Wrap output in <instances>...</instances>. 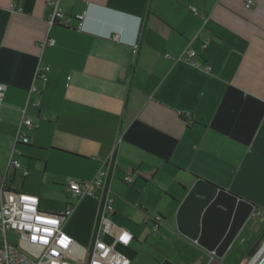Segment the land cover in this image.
I'll return each instance as SVG.
<instances>
[{
  "label": "crops",
  "instance_id": "obj_1",
  "mask_svg": "<svg viewBox=\"0 0 264 264\" xmlns=\"http://www.w3.org/2000/svg\"><path fill=\"white\" fill-rule=\"evenodd\" d=\"M252 1L245 8V0H59L71 18L64 27L49 26L44 0H0V188L65 194L63 210L48 212L40 201L39 208L57 214L70 205L64 231L86 247L107 195L113 222L115 208L134 200L143 222L159 215L172 227L197 182L264 215V0ZM48 39L54 46L41 48ZM186 47L208 73L164 57ZM23 112L27 144L15 142ZM13 148L26 170L43 164L38 187H27L36 178L30 171L23 177L9 167ZM100 170L97 201L68 200V179L91 180ZM127 173L130 188L121 184ZM182 220L201 234L203 216Z\"/></svg>",
  "mask_w": 264,
  "mask_h": 264
},
{
  "label": "built area",
  "instance_id": "obj_2",
  "mask_svg": "<svg viewBox=\"0 0 264 264\" xmlns=\"http://www.w3.org/2000/svg\"><path fill=\"white\" fill-rule=\"evenodd\" d=\"M45 4L52 10L49 26L54 24L68 27L71 18L66 16L59 6V0H44ZM253 5L252 0H245V8ZM14 9V6H11ZM191 11L196 14L194 8ZM79 30L83 15L76 16ZM205 22V18H202ZM117 40V36L113 35ZM55 42L48 39L41 44V48L46 46L52 47ZM205 47V41L202 43ZM138 48V43L133 44V52ZM196 52L190 47H186L183 52L172 57L165 54V58L171 62H183L193 68H199L209 72V67L201 68L196 61ZM48 68H44L46 73ZM40 70L37 72V78L45 80V74ZM67 77L66 81H69ZM66 86L68 84L66 83ZM4 87L0 84V105L3 101ZM31 128V121L26 118L24 112L19 124L15 142L22 144L28 143V137L23 133V129ZM120 139L118 140V142ZM20 153L13 148L9 167L20 170L23 177L28 175V170L14 159V155ZM106 172L100 170L91 180H70L65 182V191L69 201L92 200L97 201V193L101 192L104 185ZM133 174L127 173L123 182L126 185H132ZM114 200L109 195L104 199L103 209L101 212L98 231L92 244L81 246L77 244L64 231L65 221L72 215L73 209L70 205L57 214L47 213L39 208V199L37 196L8 189L2 186L0 188V264H130V259L123 253L133 241V235L116 225L111 217L114 213ZM264 216L261 211L253 210L250 217L260 218ZM161 216L156 215L149 218L154 231L159 230L162 226ZM16 239L17 243H12L10 237ZM104 237L111 238L110 242L104 241ZM196 244V242H193ZM75 252H80V258L74 257ZM207 263L217 264L215 251H206Z\"/></svg>",
  "mask_w": 264,
  "mask_h": 264
},
{
  "label": "rangeland",
  "instance_id": "obj_3",
  "mask_svg": "<svg viewBox=\"0 0 264 264\" xmlns=\"http://www.w3.org/2000/svg\"><path fill=\"white\" fill-rule=\"evenodd\" d=\"M29 167L33 180L27 179V187H38V177L41 176V168H38L39 163H33ZM28 171V172H29ZM122 186L131 187L121 182ZM52 189H43L41 194H38L40 208L48 212L61 211L65 207V194L62 195L59 191H50ZM24 193H30L27 189ZM137 201L130 202L126 209H118L115 224L119 227L130 231L134 240L128 247V255L130 264H206L207 259L203 256L202 249L192 240L180 235L177 230L176 221L174 225H164L159 230L154 231L151 223L143 222L140 215L143 211L135 208ZM149 213L152 210L147 209ZM140 214V215H139ZM149 215V214H148ZM151 215V214H150ZM130 224V225H129ZM12 243H17L16 239L9 236ZM264 242V216L260 218L249 217L245 226L232 242L226 253L217 258V264H251L254 254L248 255L251 249L257 243ZM78 244V243H77ZM81 245V244H79ZM82 246V245H81ZM81 253L75 252L74 257L80 258Z\"/></svg>",
  "mask_w": 264,
  "mask_h": 264
},
{
  "label": "water",
  "instance_id": "obj_4",
  "mask_svg": "<svg viewBox=\"0 0 264 264\" xmlns=\"http://www.w3.org/2000/svg\"><path fill=\"white\" fill-rule=\"evenodd\" d=\"M254 207L225 190L197 182L189 191L179 210L176 222L179 234L188 238L205 251H215L222 257L249 219ZM193 214L198 220L203 216V227L183 226V216ZM189 230V235L186 231ZM259 249L256 253L255 251ZM255 253V254H254ZM256 255L252 264H264V242L254 245L248 255ZM163 264H170L164 262Z\"/></svg>",
  "mask_w": 264,
  "mask_h": 264
},
{
  "label": "bare ground",
  "instance_id": "obj_5",
  "mask_svg": "<svg viewBox=\"0 0 264 264\" xmlns=\"http://www.w3.org/2000/svg\"><path fill=\"white\" fill-rule=\"evenodd\" d=\"M255 256H256V255H255ZM255 256L253 257V259H252V262H253V260H254ZM252 262H251V264H252Z\"/></svg>",
  "mask_w": 264,
  "mask_h": 264
}]
</instances>
